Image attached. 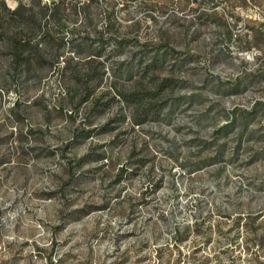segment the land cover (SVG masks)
Listing matches in <instances>:
<instances>
[{"label": "rangeland", "instance_id": "obj_1", "mask_svg": "<svg viewBox=\"0 0 264 264\" xmlns=\"http://www.w3.org/2000/svg\"><path fill=\"white\" fill-rule=\"evenodd\" d=\"M3 1L0 264H264V0Z\"/></svg>", "mask_w": 264, "mask_h": 264}, {"label": "trees", "instance_id": "obj_2", "mask_svg": "<svg viewBox=\"0 0 264 264\" xmlns=\"http://www.w3.org/2000/svg\"><path fill=\"white\" fill-rule=\"evenodd\" d=\"M77 3L69 2L68 8L72 12H77ZM61 2L52 1V13H56ZM47 5L41 4L36 9L32 5L18 4L14 8H8L3 0H0V40L6 42L8 51L11 53L12 61L20 66L28 64L29 61L38 56L41 40L44 38L45 31L40 23L41 17L46 12ZM36 59V58H35ZM38 59L37 62L41 63ZM120 95L134 105V108L148 109L152 102H148L143 93L139 91L119 92ZM142 119H137L139 122ZM86 130L80 131L79 134H85Z\"/></svg>", "mask_w": 264, "mask_h": 264}]
</instances>
